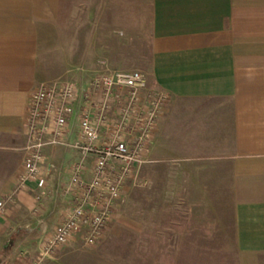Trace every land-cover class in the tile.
Instances as JSON below:
<instances>
[{"label":"crops","instance_id":"0c3cea01","mask_svg":"<svg viewBox=\"0 0 264 264\" xmlns=\"http://www.w3.org/2000/svg\"><path fill=\"white\" fill-rule=\"evenodd\" d=\"M139 1H85L88 16L98 14L88 22L94 28L87 39L93 58L99 21L124 25L120 40L129 29L138 37ZM149 1L148 83L171 95L149 157L168 160L181 171L171 186L199 191L174 202L191 203L201 219L212 204L216 210L224 201L229 204L226 229L218 226L224 223L220 216L218 227L199 226L198 240L185 237L174 245L203 252L194 264H264V0ZM66 9L67 0H0V202L15 194L0 216V264H31L22 252L38 253L40 239L54 230L72 203L64 189L79 155L70 146L47 147L40 177L18 187L28 143L29 96L48 80L49 44L62 42ZM128 11H134L130 19ZM99 72L76 67L79 77L72 80L82 90ZM77 113L69 122V143L78 136ZM91 176L89 166L85 177ZM121 202L114 220L121 215ZM114 220L105 239L121 234ZM189 227L185 233L190 234ZM102 243L89 248L77 238L45 264L102 262L99 253L111 247L106 243L99 249ZM178 263L193 264L189 254Z\"/></svg>","mask_w":264,"mask_h":264},{"label":"built area","instance_id":"2783aa9c","mask_svg":"<svg viewBox=\"0 0 264 264\" xmlns=\"http://www.w3.org/2000/svg\"><path fill=\"white\" fill-rule=\"evenodd\" d=\"M170 99L169 92L149 86L148 74L141 69L101 71L82 90L73 81L58 79L43 81L31 92L18 187L40 177L47 147L70 146L79 155L64 189L72 200L70 209L40 239V258L54 257L77 238L89 248L102 243L126 186L149 161L151 142ZM77 109L78 136L69 143V122ZM89 166L92 176L87 179ZM14 199L13 192L0 202V216Z\"/></svg>","mask_w":264,"mask_h":264},{"label":"rangeland","instance_id":"374dc122","mask_svg":"<svg viewBox=\"0 0 264 264\" xmlns=\"http://www.w3.org/2000/svg\"><path fill=\"white\" fill-rule=\"evenodd\" d=\"M85 1L67 0L68 9L63 12L64 21L60 30L63 32L62 42L49 44L48 81L58 79L73 81L72 79L77 76L74 74L76 67L95 69L98 72L115 68L141 69L147 72L150 62V1H139L142 6V10L138 12L141 16V25L136 39L135 33L133 35L130 29L126 31L125 40L118 39V35L123 38L125 27L118 24L117 20L114 22L108 20L106 23L99 21L95 28L97 41L92 44L95 58L88 53L91 43L87 42V39L94 29L93 26H88V22L98 14L92 12L89 17ZM114 12L113 10L112 16ZM132 14L134 11H128L129 19ZM170 167L173 169L171 170ZM174 168L176 167L168 160H155L149 157V161L141 167L137 178L129 182L124 193L126 198H122L119 207L121 215L114 220V223L120 226L121 234L107 237L103 241L99 249L106 243L111 247L99 253L103 258H100L102 262H51V264H179L178 262H183V258H187V254L193 264L200 260L198 254L203 252L194 249L185 252L174 244L182 242L185 237L190 241L198 240L199 236L195 231L205 223L208 227L222 226L226 229L230 222L229 204L226 201L218 204L220 210H216V204H212L206 218L201 219V213L196 214V209L193 207L191 210V203L174 202L178 197L184 198V195L199 194L198 190L192 191V188L169 184L170 181L175 180L176 175L182 176L181 171ZM223 194L224 200L227 199L226 189ZM220 216L223 217L221 219L224 223L216 226V218ZM185 225L191 226L190 229L187 228L190 234L185 233ZM173 226L176 228H171ZM22 253L24 258L29 255L31 264H45V260L48 259L40 258L38 253L29 254L25 251Z\"/></svg>","mask_w":264,"mask_h":264}]
</instances>
